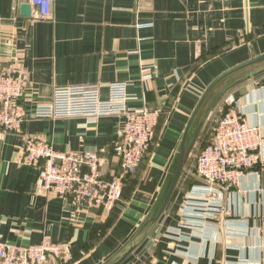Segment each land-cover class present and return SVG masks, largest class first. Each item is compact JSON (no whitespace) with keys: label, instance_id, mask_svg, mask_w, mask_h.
Returning <instances> with one entry per match:
<instances>
[{"label":"crops","instance_id":"1","mask_svg":"<svg viewBox=\"0 0 264 264\" xmlns=\"http://www.w3.org/2000/svg\"><path fill=\"white\" fill-rule=\"evenodd\" d=\"M24 2L31 6L0 0V72L22 78L28 112L48 102L55 86L95 84L106 98L113 82L127 83L129 110L162 109L150 148L136 172L123 177L122 198L111 209L42 194L37 168L22 162V146L35 134L56 151H94L106 162L107 178L120 175L113 153L118 117L30 119L18 131L0 128V241L28 245L49 235L64 244L61 264H103L151 209L202 86L264 53V0H51L52 14L43 20L33 17L32 6L30 16L22 15ZM252 78L264 81V68L219 97L239 101L260 125L264 144V87L251 92ZM199 182L184 169L164 214L122 264H233L264 256V172L245 177L221 213L206 214L211 236L201 238L184 212Z\"/></svg>","mask_w":264,"mask_h":264},{"label":"built area","instance_id":"2","mask_svg":"<svg viewBox=\"0 0 264 264\" xmlns=\"http://www.w3.org/2000/svg\"><path fill=\"white\" fill-rule=\"evenodd\" d=\"M30 3L36 19L51 16V0H30ZM247 86L251 92H256L264 87V81L252 78ZM23 96L22 78L1 71L2 131H18L30 119L85 117L96 120L102 116L120 119L118 137L113 146L120 175L107 178L102 171L104 160L94 151H56L50 142L35 134L27 136L22 146V162L37 168L42 194L66 198L74 207L113 208L122 198L123 177L136 172L151 146L162 109L143 106L139 110H129L125 82L109 84L106 98H102L99 86L95 84L55 86L50 100L33 104L30 112ZM213 111L210 142L190 154L194 174L200 182L191 187L184 203V212L193 216L190 223L198 229V232L194 229V235L200 238L202 235L211 236L206 232V214L221 213L226 196L232 194L245 177L256 178L261 171L264 172L260 125L249 121L239 101L228 94L218 98L211 113ZM260 221L264 229V217ZM64 254V244L49 235L28 245L0 241V264H61ZM233 264H264V256L259 261L239 260Z\"/></svg>","mask_w":264,"mask_h":264},{"label":"water","instance_id":"3","mask_svg":"<svg viewBox=\"0 0 264 264\" xmlns=\"http://www.w3.org/2000/svg\"><path fill=\"white\" fill-rule=\"evenodd\" d=\"M21 14L24 16L31 15V6L29 3H23L21 6ZM260 68H264V53L252 56L224 70L209 82L199 96L188 118L168 173L151 209L132 236L103 264H122L146 240L147 236L164 214L173 192L179 183L180 177L184 172L191 151L217 98L233 81ZM105 165L106 162L104 161L102 165L103 174H105Z\"/></svg>","mask_w":264,"mask_h":264},{"label":"rangeland","instance_id":"4","mask_svg":"<svg viewBox=\"0 0 264 264\" xmlns=\"http://www.w3.org/2000/svg\"><path fill=\"white\" fill-rule=\"evenodd\" d=\"M209 83H206L205 86H202L201 89V93L203 92V90L205 89V87L208 85ZM214 116L215 113L214 111L212 113H210L197 141L195 146L193 147V152L191 154H193L199 147H202L203 145L207 144L208 142H210L211 137H212V133H213V127H214ZM186 170H190L192 172H194V167H193V156H189L187 163L185 165Z\"/></svg>","mask_w":264,"mask_h":264}]
</instances>
